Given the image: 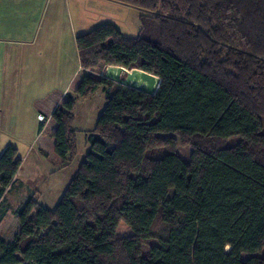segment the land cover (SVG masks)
Instances as JSON below:
<instances>
[{
    "label": "trees",
    "instance_id": "obj_1",
    "mask_svg": "<svg viewBox=\"0 0 264 264\" xmlns=\"http://www.w3.org/2000/svg\"><path fill=\"white\" fill-rule=\"evenodd\" d=\"M114 1L155 13L134 37L109 22L78 35L81 66L140 68L160 86L148 95L87 74L57 105L66 168L77 100L105 96L62 196L18 206L0 264H264V0ZM21 164L17 147L1 153L0 199Z\"/></svg>",
    "mask_w": 264,
    "mask_h": 264
},
{
    "label": "crops",
    "instance_id": "obj_2",
    "mask_svg": "<svg viewBox=\"0 0 264 264\" xmlns=\"http://www.w3.org/2000/svg\"><path fill=\"white\" fill-rule=\"evenodd\" d=\"M109 1L0 0V155L13 145L22 159L0 199V238L7 242L19 231L18 206L30 197L40 201L43 182L60 184L53 177L67 168L54 151L52 115L94 73L81 66L76 39L110 17L104 8Z\"/></svg>",
    "mask_w": 264,
    "mask_h": 264
},
{
    "label": "rangeland",
    "instance_id": "obj_3",
    "mask_svg": "<svg viewBox=\"0 0 264 264\" xmlns=\"http://www.w3.org/2000/svg\"><path fill=\"white\" fill-rule=\"evenodd\" d=\"M109 3L110 5L104 6V8L108 16L110 17H102L98 19L99 21H96V23L89 25L90 28H93L101 23H114L126 36L134 37L138 34V30L140 28L139 15L142 13H155V11H150L141 7H136L119 2L109 1ZM105 68L106 66L94 69L93 75H100L97 72H101V70H103L104 74ZM104 106L105 96L102 89L97 90L88 98H79L77 100L74 127L78 130L79 153L73 164L68 166L64 172H61L60 175L58 174L57 176L53 177V180H57L58 182H60V184L55 186L54 183L51 182V178L43 182L44 184L40 186V201L44 206L53 208L56 205L57 201L62 196L73 175L77 171L80 163L84 160L86 151L88 149V144L86 143L85 139L86 134L94 127L99 115L104 109ZM26 134L28 135V133ZM25 137L27 138V136ZM21 150H25L24 145H21ZM191 150L192 148L189 145L182 144H179L177 149L178 153L185 161L189 160ZM43 158L44 163L50 165L45 156H43ZM63 175H67L65 181L62 178ZM61 178L63 182H61ZM130 233L131 230L124 223H121L119 234L128 235ZM227 250H229V247H227Z\"/></svg>",
    "mask_w": 264,
    "mask_h": 264
},
{
    "label": "water",
    "instance_id": "obj_4",
    "mask_svg": "<svg viewBox=\"0 0 264 264\" xmlns=\"http://www.w3.org/2000/svg\"><path fill=\"white\" fill-rule=\"evenodd\" d=\"M103 76L148 95L156 94L161 83V77L158 75L140 68L128 69L121 65L106 66Z\"/></svg>",
    "mask_w": 264,
    "mask_h": 264
}]
</instances>
